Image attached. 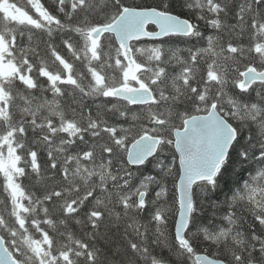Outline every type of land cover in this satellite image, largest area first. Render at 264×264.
<instances>
[{
	"label": "snow or ice",
	"instance_id": "1",
	"mask_svg": "<svg viewBox=\"0 0 264 264\" xmlns=\"http://www.w3.org/2000/svg\"><path fill=\"white\" fill-rule=\"evenodd\" d=\"M0 264H264V0H0Z\"/></svg>",
	"mask_w": 264,
	"mask_h": 264
},
{
	"label": "trees",
	"instance_id": "2",
	"mask_svg": "<svg viewBox=\"0 0 264 264\" xmlns=\"http://www.w3.org/2000/svg\"><path fill=\"white\" fill-rule=\"evenodd\" d=\"M129 2H133V0H129ZM135 3H140L141 0H134Z\"/></svg>",
	"mask_w": 264,
	"mask_h": 264
}]
</instances>
